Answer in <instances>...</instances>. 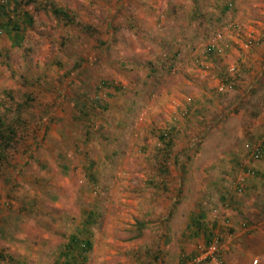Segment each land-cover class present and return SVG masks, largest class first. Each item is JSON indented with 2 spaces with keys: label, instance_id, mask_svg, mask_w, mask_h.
I'll return each instance as SVG.
<instances>
[{
  "label": "rangeland",
  "instance_id": "obj_1",
  "mask_svg": "<svg viewBox=\"0 0 264 264\" xmlns=\"http://www.w3.org/2000/svg\"><path fill=\"white\" fill-rule=\"evenodd\" d=\"M0 9V121L18 122L0 157V252L13 260L0 264H142L147 249L150 264H171L165 253L180 264L204 245L203 233L187 237L201 212L221 231L227 264H264V179L246 184L243 171L264 173L253 129L264 120V69L241 71L252 49L264 52V0ZM11 23L19 39L3 28ZM161 133L173 137L168 151ZM228 201L240 212L226 214ZM73 236L90 250L69 256Z\"/></svg>",
  "mask_w": 264,
  "mask_h": 264
},
{
  "label": "trees",
  "instance_id": "obj_2",
  "mask_svg": "<svg viewBox=\"0 0 264 264\" xmlns=\"http://www.w3.org/2000/svg\"><path fill=\"white\" fill-rule=\"evenodd\" d=\"M1 10V9H0ZM223 10H226V5L223 6ZM54 14L59 17V16H63L64 18L67 19V16L62 13L59 12V10H54ZM0 15H2V19L4 17V13L3 10L0 11ZM11 26H9V24L5 25L3 28L6 27V31L7 33H11L13 32L15 34V37H17L19 39V28L18 25L16 23H11ZM223 82L227 85H229L232 81L234 82V80L232 79V77H230L229 75H227V77L224 75L223 76ZM264 99V98H262ZM256 116L257 113H254L253 116ZM18 122H10V123H5L3 120L0 121V157H2L3 155L6 154V152L10 149V147L12 146V143H14L15 137L17 135V130L15 129V126H17ZM264 137V134L262 135ZM172 135L170 133H161L159 135V142L161 144L164 145V149H166V151L171 149V141H172ZM164 149H162V147L158 150V154L161 153V155L163 154V157L165 158V154H164ZM264 154V141L261 142V151H260V155L263 156ZM159 154V156H161ZM164 162L160 165V171H165L164 166H163ZM0 166H1V160H0ZM243 171H245V173H247L248 178L245 179L246 184L249 183L250 181H259V180H263L264 179V173L262 172H258L255 170H251L248 168H244ZM181 174L185 173L184 172V166L181 167L180 169ZM183 181V179H181ZM244 180V179H243ZM181 184V181H180ZM237 186H240L239 183H237ZM249 188V187H248ZM237 190H241L240 193L243 192V190L245 191V188H241L239 187ZM238 192V191H237ZM224 202V201H223ZM233 204H236L235 202H233ZM264 206V205H263ZM238 212H240L239 208H238ZM262 216H264V207L262 208V210L260 211V213H258L257 215V219L258 221H264V218H262ZM227 220V217L224 218ZM204 220V214L201 212L199 214L193 215L191 224L189 225V228L193 230L191 234H189L187 237H198L200 235V233H203L204 236V244H208L210 241V238L212 236V232L208 231L206 229V226L203 223ZM217 221H215V223L213 224V227L215 228L217 226ZM67 253H69V256L73 255V251H75V249L80 251V254L88 251V249H90V243L87 242V240H83L80 241L77 239V237L73 236L69 239V243L67 245ZM82 248V249H81ZM71 253V254H70ZM1 255V259L8 261L9 263L12 262L13 260L8 257V256H4V253L1 251L0 252ZM74 256V255H73ZM76 260V259H75Z\"/></svg>",
  "mask_w": 264,
  "mask_h": 264
},
{
  "label": "built area",
  "instance_id": "obj_3",
  "mask_svg": "<svg viewBox=\"0 0 264 264\" xmlns=\"http://www.w3.org/2000/svg\"><path fill=\"white\" fill-rule=\"evenodd\" d=\"M16 1L18 0H0V8L9 7ZM218 38L220 39L221 37L218 35ZM216 42L217 41L214 39L211 43L207 45V50L210 53L217 51V49L215 48ZM260 151L261 145L257 146L254 150L255 154L258 156H260ZM240 191L241 190H238V192ZM227 206L228 202L224 204V207L227 208ZM224 223L226 224V226L230 225L229 221L226 219H224ZM218 230L215 228V230L212 231V236L207 245H201L199 249L194 253L184 255L181 258L180 264H227L221 256L220 241H222L223 236L218 232ZM227 231L229 232V227H227Z\"/></svg>",
  "mask_w": 264,
  "mask_h": 264
},
{
  "label": "crops",
  "instance_id": "obj_4",
  "mask_svg": "<svg viewBox=\"0 0 264 264\" xmlns=\"http://www.w3.org/2000/svg\"><path fill=\"white\" fill-rule=\"evenodd\" d=\"M264 41V40H263ZM262 47H263V45H262ZM257 51L256 52V54H253V51ZM262 54V55H261ZM247 60V62H248V64L246 65V66H248V67H250L249 69H247V67H242V73L245 75V74H248V73H253V71L254 70H257L258 69V67H260V68H262L263 67V69H264V52L262 53V51H261V49L258 51V49H252V51L249 53V58H247L246 59ZM259 75H261V72H259ZM258 114V113H257ZM260 121H258V123H259ZM245 126V125H244ZM264 120L262 121V122H260L258 125H256L255 124V127H253V129H255V130H257L258 131V133H256V131H255V136H256V140H257V138H258V135H261V134H264ZM245 128V127H244ZM246 129V128H245ZM259 129H260V131H259ZM258 134V135H257ZM250 140V139H249ZM250 142H252V140L250 141ZM257 181V180H256ZM256 181H250L249 183H247V184H254ZM249 189V188H248ZM233 200V199H232ZM233 202L234 201H231V202H229L228 201V206H227V209H226V214H231V215H233V214H235V213H237L238 212V208H239V210H241L240 208V206H241V204H240V201H238V202H236V204H233ZM228 215L226 216L227 217V220L229 221V223L231 224L232 222V219H230V217L228 218ZM218 224V223H217ZM231 229H232V227H230L229 226V232L231 231ZM231 233V232H230ZM88 242V241H87ZM168 243L166 242V241H164V243H163V245L164 246H166ZM163 245H162V248H163ZM90 247H91V244H90ZM88 250H90V249H88ZM145 250V247H143L142 249H141V253L143 252ZM138 251V250H137ZM134 254V259L135 260H139L140 262H142V259H141V257H142V255L141 254H139L138 255V253L136 252V253H133ZM142 254H145V256L147 255V257L149 258L150 257V252H148V249L145 251V253H142ZM149 254V255H148ZM156 254V256L155 257H159V253L157 254V253H155ZM170 254V253H169ZM169 254H162L163 255V257H165V258H168L169 257V261H170V263L171 264H175V261H176V255H175V253H173V254H170V256H168ZM157 257V258H158ZM147 258V259H148ZM147 259H146V261H147ZM143 262L142 264H145V263H149L150 264V262H152V259H149L147 262ZM166 264H167V262H166V260L164 261ZM70 264H75V261H74V259L72 260V261H70Z\"/></svg>",
  "mask_w": 264,
  "mask_h": 264
}]
</instances>
